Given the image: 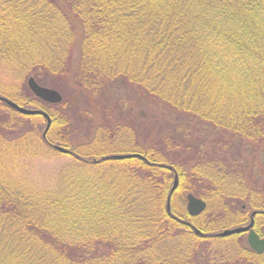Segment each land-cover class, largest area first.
<instances>
[{
  "label": "trees",
  "instance_id": "obj_1",
  "mask_svg": "<svg viewBox=\"0 0 264 264\" xmlns=\"http://www.w3.org/2000/svg\"><path fill=\"white\" fill-rule=\"evenodd\" d=\"M1 63L16 72L5 96L51 124L43 138V117L0 101V157L70 153L42 186L0 171V264H264L241 235L212 236L253 212L264 236V0H0ZM90 103L102 125L79 142ZM212 131L226 142L203 152ZM114 154L143 159L101 160ZM185 194L206 203L197 219L175 207ZM57 206L74 216L68 237L45 220Z\"/></svg>",
  "mask_w": 264,
  "mask_h": 264
},
{
  "label": "rangeland",
  "instance_id": "obj_2",
  "mask_svg": "<svg viewBox=\"0 0 264 264\" xmlns=\"http://www.w3.org/2000/svg\"><path fill=\"white\" fill-rule=\"evenodd\" d=\"M14 76H16L15 71L10 70L9 66H7V65H3L2 63L0 64V92L3 93V95H0L1 97H4L6 99L11 100L9 97H6L5 95L8 94L9 96H12L14 94V91L16 89V87H15L16 78H14ZM69 86H70V84H69ZM48 88H50V87H48ZM66 88H68L69 91H73L72 86L68 87L66 85ZM50 89H52V88H50ZM17 92H18V89L16 90V93ZM80 105H82V104H80ZM86 106H87V108L90 109V114H89V118L85 119V121L82 123V126H86V128L89 129V131L87 133L89 135L85 134L87 136H84V133L83 134L81 133V138L78 139L79 142H82V141L87 142V141H90L91 139L95 138L96 137L95 128L99 127V125H102V122L100 121V119L94 115L95 109L90 108V106L92 107L91 103H90V105H86ZM88 123H89V125H88ZM81 130H84V128H81ZM215 135L217 136V138L219 137V138L223 139L222 142H226L224 136H221L218 133H213V131H212V132L208 133L207 136H205V137L201 136L200 137L203 139L202 140L203 143H202L201 148H200L201 151H203V152L208 151V149L214 145L213 143L215 141L214 140ZM123 146H127V144L112 145L109 148L110 149L109 152L113 153V152H116V150L126 148ZM5 150H7V149H1V151H3V155H1V157H0V171L2 174H4V179L6 180V178H8V181H12V182L13 181L16 182L19 179L21 181V184L26 186V187L42 186L43 183H46L49 180H53L57 176V174L59 175V173L62 171V170H60L62 168V166H65V164H66V157L64 155L58 153V152H55L53 154L47 153L48 154L47 155V154H42V152L40 150L32 151V149H31L29 151V149H28V150H26L27 153H25V154L23 153L24 154L23 157L19 156L18 159L16 158V160H13V158L11 157L12 153L8 155L7 151H5ZM251 154L250 153L247 154L246 152L244 153V151H241V155H243V160L247 161L248 168H250V162L252 161L251 159L253 158ZM183 196L185 198V200H184L185 202L179 201V202H176V204H175V207L178 208L179 210H183L182 208L183 207L185 208L186 204H187L186 194ZM59 207L60 206L56 207L59 213L58 212L48 213L45 217V220L50 224L52 230L54 229L63 237H68L71 235V225L73 223L72 218H74V216L69 211L62 210V208L61 207L59 208ZM60 211H63V212H60ZM58 216H60V217H58ZM199 216H196L193 218L197 219ZM244 217H245V224H244V222H242L243 226L246 225V223H248V220H249L246 216H244ZM254 217H253V219H254ZM228 220L230 222L232 221L231 218H229ZM256 221H257V223L255 222L256 226L259 225V227L261 226L262 229H264V218L257 217ZM236 222H239V221H236ZM240 226H242L241 223L238 226L229 227L227 229H232V228H236V227H240ZM218 230H216L215 232H218ZM215 232H213V235H212V233L210 235L215 236L216 238H219L216 236V234H218V233L215 234ZM220 232L221 231H219V233ZM236 235H238V234H236ZM239 235H241L242 237H244L246 239V234H239ZM201 236H203L202 233H201ZM225 238L226 237H224L223 239H225ZM229 245H230L229 240L228 241L223 240L221 247L219 244V248L221 249L220 251L227 250ZM215 249L216 248L213 246L212 251H214ZM202 264H205V263H202Z\"/></svg>",
  "mask_w": 264,
  "mask_h": 264
},
{
  "label": "water",
  "instance_id": "obj_3",
  "mask_svg": "<svg viewBox=\"0 0 264 264\" xmlns=\"http://www.w3.org/2000/svg\"><path fill=\"white\" fill-rule=\"evenodd\" d=\"M27 87L36 98L46 103L58 104L62 100L60 94L57 91L38 85L32 77L28 78ZM0 101L21 115H26V116L40 115L42 116L46 120V127L42 133V136L43 138L46 136V133L48 132L50 128L51 120H50V117L45 112L41 110H31V109L23 108L17 105L16 103H14L13 101L6 99L4 97H1V96H0ZM53 149L63 154H66L69 152L67 149L60 147V146H53ZM131 158L143 159L142 156L138 154H126V155H112L109 157L102 158L101 160H124V159H131ZM177 186H178L177 176L174 175V180H173L172 186L169 190L168 197L166 200L165 209L167 213H170V198L175 192V190L177 189ZM186 201H187L186 211L190 217L199 216L206 208V204L204 201L195 198L191 194H188L186 196ZM261 213L264 214V211ZM255 214L256 212H253L251 214V220L248 225L242 226V227H236L232 229H226L216 234V236L220 238H224V237L232 236L235 234L247 232V243L250 249L258 254L264 253V238L262 239L259 238V236L252 229L253 228L252 217ZM193 230L196 235H201V232L199 230L195 228H193Z\"/></svg>",
  "mask_w": 264,
  "mask_h": 264
},
{
  "label": "flooded vegetation",
  "instance_id": "obj_4",
  "mask_svg": "<svg viewBox=\"0 0 264 264\" xmlns=\"http://www.w3.org/2000/svg\"><path fill=\"white\" fill-rule=\"evenodd\" d=\"M252 219H253V218H252ZM250 220H251V218L249 217L248 223L250 222ZM248 223H246V225H247ZM253 229H254V223H253ZM244 234H246V236H247V233H244Z\"/></svg>",
  "mask_w": 264,
  "mask_h": 264
}]
</instances>
